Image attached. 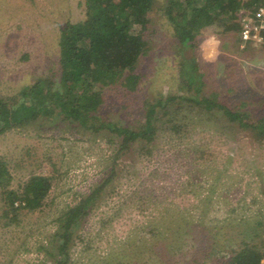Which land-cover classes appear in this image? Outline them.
<instances>
[{
	"label": "rangeland",
	"instance_id": "374dc122",
	"mask_svg": "<svg viewBox=\"0 0 264 264\" xmlns=\"http://www.w3.org/2000/svg\"><path fill=\"white\" fill-rule=\"evenodd\" d=\"M84 3L0 0V95L14 96L41 75L58 81L60 31L85 18ZM149 15V49L135 67L140 84L132 92L120 84L106 88L98 123L140 124L147 101L186 89L180 68L193 56L204 94H216L220 103L252 119L264 116L262 49L242 47L238 32L217 23L200 32L194 49L179 44L159 4ZM191 106L183 102L178 113L180 131L170 123L158 132L152 155L133 146L117 159L114 195L102 196L78 230L69 264H189L199 236L194 221L202 210L206 232L229 231L225 239L231 245L241 240L232 226L246 217L263 218L264 139L221 110ZM120 143L106 128L94 130L60 115L0 135V162L10 170V187L20 189L34 174L53 180L42 211H22L19 225L4 227L0 221V264L48 262L41 245L53 231L52 219L109 174ZM139 187L143 191L131 199ZM151 190L154 196L145 203ZM3 205L0 191V216ZM218 256L205 264H222Z\"/></svg>",
	"mask_w": 264,
	"mask_h": 264
},
{
	"label": "trees",
	"instance_id": "16d2710c",
	"mask_svg": "<svg viewBox=\"0 0 264 264\" xmlns=\"http://www.w3.org/2000/svg\"><path fill=\"white\" fill-rule=\"evenodd\" d=\"M84 4L85 18L67 22L60 31L58 81L50 75H41L14 96L0 95V135L13 128L27 127L43 117L60 115L94 130L106 128L121 138L109 174L91 192L76 198L52 219L53 231L46 244L41 245L48 258L46 264L70 263L72 248L79 238L78 230L102 196L114 195L117 159L133 146H139L143 154L152 155L150 144L170 123V129L180 131L183 124L176 120L183 102L207 112L221 110L230 121L251 128L256 139H264V116L252 119L248 112L220 103L216 94H204L203 75L195 56L186 59L180 68L186 89L176 95L147 101L140 124L98 123L106 88L120 84L132 92L140 84L141 74L135 67L148 52L146 31L149 14L156 5H160L179 44L195 49L200 32L216 23L225 31L239 34V10L258 7L264 0H85ZM175 105L177 107L173 108ZM11 181L7 164L0 162V191L4 199L0 221L4 227L19 225L24 210L42 211L53 184L52 178L44 174L30 176L20 189L10 187ZM137 190L143 191L139 187L130 196H135ZM148 193L142 198L145 203L154 196L152 190ZM206 215V210L196 215L194 223L199 236L193 238L196 251L189 264H205L206 259L218 255L223 259L222 264H264V214L258 222L246 217L247 220H241L243 223L232 226L238 228L237 235L241 239L234 245L227 244L230 239H225L229 231L222 234V228L216 226L213 232H206L208 226L202 220ZM243 224H247L246 229H242Z\"/></svg>",
	"mask_w": 264,
	"mask_h": 264
},
{
	"label": "built area",
	"instance_id": "2783aa9c",
	"mask_svg": "<svg viewBox=\"0 0 264 264\" xmlns=\"http://www.w3.org/2000/svg\"><path fill=\"white\" fill-rule=\"evenodd\" d=\"M241 46L258 47L264 52V4L241 8L237 14Z\"/></svg>",
	"mask_w": 264,
	"mask_h": 264
}]
</instances>
